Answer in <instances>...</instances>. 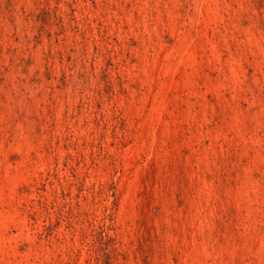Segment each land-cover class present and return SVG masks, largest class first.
<instances>
[{
    "label": "rangeland",
    "instance_id": "rangeland-1",
    "mask_svg": "<svg viewBox=\"0 0 264 264\" xmlns=\"http://www.w3.org/2000/svg\"><path fill=\"white\" fill-rule=\"evenodd\" d=\"M0 264H264V0H0Z\"/></svg>",
    "mask_w": 264,
    "mask_h": 264
}]
</instances>
